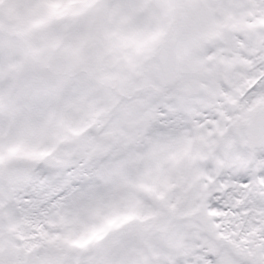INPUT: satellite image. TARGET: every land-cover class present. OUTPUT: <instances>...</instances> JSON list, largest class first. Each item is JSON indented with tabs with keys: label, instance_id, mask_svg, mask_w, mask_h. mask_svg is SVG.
Segmentation results:
<instances>
[{
	"label": "snow or ice",
	"instance_id": "obj_1",
	"mask_svg": "<svg viewBox=\"0 0 264 264\" xmlns=\"http://www.w3.org/2000/svg\"><path fill=\"white\" fill-rule=\"evenodd\" d=\"M0 264H264V0H0Z\"/></svg>",
	"mask_w": 264,
	"mask_h": 264
}]
</instances>
